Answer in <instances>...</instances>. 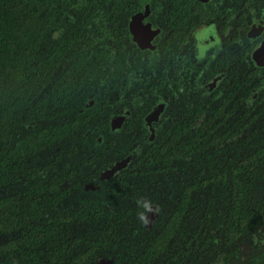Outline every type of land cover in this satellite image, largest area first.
<instances>
[{
  "label": "trees",
  "instance_id": "16d2710c",
  "mask_svg": "<svg viewBox=\"0 0 264 264\" xmlns=\"http://www.w3.org/2000/svg\"><path fill=\"white\" fill-rule=\"evenodd\" d=\"M107 2L0 0V264H264L252 240L264 233V166L241 164L232 183L198 166L190 178L183 136L103 131L121 63L105 47ZM131 154L110 180L127 190L84 209L96 194L71 191L75 165ZM143 200L162 204L151 229Z\"/></svg>",
  "mask_w": 264,
  "mask_h": 264
},
{
  "label": "flooded vegetation",
  "instance_id": "af4514ba",
  "mask_svg": "<svg viewBox=\"0 0 264 264\" xmlns=\"http://www.w3.org/2000/svg\"><path fill=\"white\" fill-rule=\"evenodd\" d=\"M107 4L105 47L110 55L121 54L120 79L113 83L120 95L110 85L103 131L144 136L149 142L163 135L183 136L190 178L198 166L204 180L232 183L241 180V164L264 166V0ZM208 27L213 32L196 40ZM201 47L207 49L203 58ZM132 158H125L129 163L118 174L130 172ZM81 163L76 165L82 168L72 169L71 191L95 192L81 198L87 211L95 205L93 197L101 200L127 190L110 182L116 175L102 178L115 162L108 168L96 161ZM260 172L258 180L264 183V170ZM104 201L98 211L109 209ZM163 201L175 208L174 198ZM151 204L158 211L152 212L156 216L149 224L142 222L146 229L162 213V204ZM260 234L261 238L253 236V245L264 244V233ZM243 248L248 251L247 245Z\"/></svg>",
  "mask_w": 264,
  "mask_h": 264
},
{
  "label": "clouds",
  "instance_id": "9594fccd",
  "mask_svg": "<svg viewBox=\"0 0 264 264\" xmlns=\"http://www.w3.org/2000/svg\"><path fill=\"white\" fill-rule=\"evenodd\" d=\"M212 32H213L212 27L203 28L196 35L195 39L198 41L203 40V39L207 38V36ZM206 51H207V49H205L203 47L199 48L200 58H203ZM138 207L140 210L137 212V218L143 223H147V219H148L147 213L158 211V209L153 208L151 202L148 200H143L142 202H138Z\"/></svg>",
  "mask_w": 264,
  "mask_h": 264
},
{
  "label": "water",
  "instance_id": "95a60500",
  "mask_svg": "<svg viewBox=\"0 0 264 264\" xmlns=\"http://www.w3.org/2000/svg\"><path fill=\"white\" fill-rule=\"evenodd\" d=\"M128 163H129L128 159H125V160H123L121 162L115 163L110 170L106 171L104 173V175H102V178L103 179L112 178L113 176L117 175L125 166H127ZM155 216L156 215L153 214L152 212H149L147 214V217H148L147 222H148V224L155 218ZM95 264H110V261L100 259Z\"/></svg>",
  "mask_w": 264,
  "mask_h": 264
}]
</instances>
